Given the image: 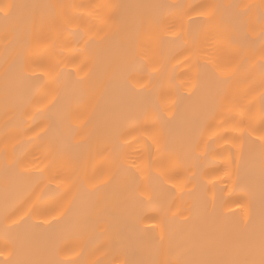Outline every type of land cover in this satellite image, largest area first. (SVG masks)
Here are the masks:
<instances>
[{"label": "bare ground", "instance_id": "bare-ground-1", "mask_svg": "<svg viewBox=\"0 0 264 264\" xmlns=\"http://www.w3.org/2000/svg\"><path fill=\"white\" fill-rule=\"evenodd\" d=\"M11 3L67 7L46 10L57 23L51 31L45 29L50 46L40 49L39 59L33 55L36 63L21 55L31 21L18 14L6 21L0 12V261L8 255L6 233L10 242L19 243L20 235L29 232L25 250L30 258H51L45 228L30 226L70 206L62 223L74 222L75 209L82 210L83 221L79 235L61 243L59 259L65 264L164 260L212 233L220 243L237 237L249 216L258 223L264 189L247 141L249 131L256 129L255 138L262 130L264 41L259 29L250 34V43L217 39L236 11L221 8L219 26L200 33L198 52L174 33L199 31L200 24L188 21L202 20L196 13L205 5H258L260 0H0V5ZM106 4L185 8L152 10L163 19L160 25L152 24L145 10L121 9L122 30L105 38L107 28L97 17L106 11L99 6ZM258 14L259 9L252 10L253 19ZM137 32L135 57L122 81L126 107L115 117L94 116V100L113 94L114 80L106 67L122 55L117 42ZM20 65L28 75L45 70L49 75L43 82H19L10 71L6 77V70ZM53 78L60 88L59 103L51 111H37L54 95L56 84L44 87ZM79 78L83 85L76 83ZM20 90L25 99L39 93L27 116L18 106ZM64 110L70 111L76 129L70 143L79 145L67 155L61 142L52 143L53 133L43 131ZM116 136L121 137L119 153H110L108 142ZM76 157L83 158L84 166L70 183ZM6 158L22 161L23 177L6 174ZM29 209L31 219L17 227L13 222ZM162 234L164 248L157 252ZM208 255H216L215 246Z\"/></svg>", "mask_w": 264, "mask_h": 264}, {"label": "snow or ice", "instance_id": "snow-or-ice-1", "mask_svg": "<svg viewBox=\"0 0 264 264\" xmlns=\"http://www.w3.org/2000/svg\"><path fill=\"white\" fill-rule=\"evenodd\" d=\"M65 5H51V4H5L0 5V12H3L4 19L14 14H18L21 18H28L31 21V25L26 34V41L24 49L21 52L22 57L28 62L36 63L33 59V55L37 59L40 58V49L50 46V42L45 35V29L51 31L56 23V16L47 12L49 9L65 8ZM105 9V13L102 16H98L97 19L102 27L107 28L106 37L118 33L122 30V23L124 17L121 9H133V10H145V16H147L151 23L154 25H160L164 21L161 17L152 15V10L155 9H184V5H120V4H106L99 6ZM200 6H190L186 11L182 12V15L188 16L190 12L195 11ZM221 8L235 9L234 15L230 18L227 25L223 28V36L217 35V39H223L225 43L241 42L250 43V34L259 29V37L264 41V0H260L257 4H236V5H205L200 11L196 13L197 16L202 17V20L189 19V25L200 24L201 29L197 32L187 31L183 34H176L177 38H184L185 42L190 46V49L194 52L200 50V45L203 42L201 40L200 33L205 35L209 34L214 25L219 26L220 19L218 17V10ZM259 9V14L253 19L252 10ZM91 15V14H90ZM129 33L125 37V42H117L116 47L120 49L122 55L112 58L106 67V72L110 73L114 80L113 94L111 97L96 98L93 102V115L98 116L101 119H107L108 117H115L121 114L128 103L127 91L123 86L122 81L126 79L125 73L127 66L131 60L135 57V48L137 43V37ZM86 41L87 45L91 41ZM261 51L264 52V45L261 47ZM39 67L43 68V63L39 64ZM261 69L264 70V60L261 63ZM11 72L17 81H40L43 82V77L48 76L47 70L42 71L41 75H28L26 69L20 65L13 67L10 70H6V77L8 72ZM87 76V73H86ZM84 78L77 80L78 85H83ZM52 84H56L54 95L50 99H46L37 111L40 109L56 108L60 99V88L56 78H53L49 84H45V88H49ZM83 91V88L81 89ZM20 97L19 107L23 108L22 114L27 116V108L35 104L39 99V93L36 96L25 99V92L23 90L18 91ZM7 103V97H6ZM71 113L68 110L59 112L55 118L51 121L49 126L43 131L47 135L49 131L53 133L52 143L57 141L63 145V153L65 155L70 154L73 147L79 145H73L70 141L73 139L76 129L73 127L70 119ZM261 125L262 130L255 138H251L256 129L249 131L248 136V156L253 163H258L261 174V187L264 189V110L261 112ZM121 137L116 136L115 139H110L106 150L110 153H119L120 145L117 141ZM243 147V145H242ZM159 150V149H158ZM22 161L18 158L5 160V172L6 174L11 171L18 177H23L25 170L21 167ZM84 166V160L82 157L74 158V165L71 171L68 173V181L74 183L75 173L77 169ZM71 206L68 210H61L52 216L51 220L45 219L41 224H32L31 229H37L44 227L46 232V240L51 248V258L48 259H33L30 258L25 250V241L30 235L29 232H25L20 235L19 243L17 241H9L7 233L5 234V249H7V257L0 261V264H65L62 259H59L63 252L61 243L70 237H76L81 230V223L83 221V212L81 209H75L76 218L71 225H64L65 217L68 215V211H72ZM7 212V208L5 210ZM32 209L25 212L18 220L13 223L20 227L27 224L31 219ZM6 215V219H7ZM207 243L208 247L204 246ZM165 236L162 234L159 244L156 245V251L159 252L164 248ZM215 246L216 255H208V253ZM4 249H0L2 253ZM171 251L170 247L168 249ZM123 264H264V205H262L258 223L251 216H249L245 222L242 232L235 238L230 239L224 243L218 241L215 233L209 234L206 238L201 240H194L191 244L185 247L181 252L176 255H169L167 259L159 260L155 258L145 259H126Z\"/></svg>", "mask_w": 264, "mask_h": 264}]
</instances>
